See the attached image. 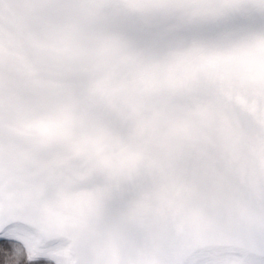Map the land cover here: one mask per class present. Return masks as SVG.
I'll use <instances>...</instances> for the list:
<instances>
[{"label": "snow or ice", "instance_id": "6c2138e0", "mask_svg": "<svg viewBox=\"0 0 264 264\" xmlns=\"http://www.w3.org/2000/svg\"><path fill=\"white\" fill-rule=\"evenodd\" d=\"M0 264H264V0H0Z\"/></svg>", "mask_w": 264, "mask_h": 264}]
</instances>
